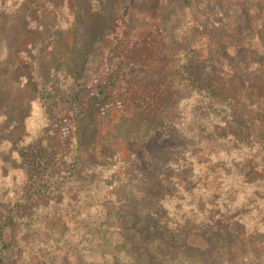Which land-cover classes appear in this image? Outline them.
Returning a JSON list of instances; mask_svg holds the SVG:
<instances>
[{"label":"trees","instance_id":"1","mask_svg":"<svg viewBox=\"0 0 264 264\" xmlns=\"http://www.w3.org/2000/svg\"><path fill=\"white\" fill-rule=\"evenodd\" d=\"M71 1L0 0V16L20 14L33 35L18 51V78L37 90L30 123L44 117L59 91L79 87L87 68L91 50L68 42L77 24ZM113 1L88 0L89 16L103 18ZM177 1L184 13L172 17L175 80L194 96L182 106V123L168 120L165 133L145 141L161 140V147L141 144L130 169L113 176L107 164L79 159L69 162L67 177L52 175L30 135L0 141V200L49 197L33 217L8 216L0 264H34V255L38 264H264V60L233 63L218 54L215 72L226 84L201 88L186 70L185 37L191 24L212 18L224 32L241 26L251 44L264 37V0ZM96 30L90 46L106 33L104 24ZM248 160L260 176L242 171ZM114 188L125 197L97 193ZM251 194L250 206L240 208L239 199L249 204Z\"/></svg>","mask_w":264,"mask_h":264},{"label":"rangeland","instance_id":"2","mask_svg":"<svg viewBox=\"0 0 264 264\" xmlns=\"http://www.w3.org/2000/svg\"><path fill=\"white\" fill-rule=\"evenodd\" d=\"M70 8L77 24L68 42L74 50H91L88 65L80 86L59 91L44 117L34 123L25 118L33 114L31 102L36 99L37 90L33 83L18 78V51L33 35L25 28L20 14L0 16V141L30 135L31 149L43 156L52 175L67 177L69 162L79 159L88 165L105 163L113 176V172L130 169L141 144L147 149L160 148L161 140L153 144L145 141L153 133H165L168 120L182 123V106L189 107L194 99L192 92L175 80L178 75L172 63L178 57L171 42L178 20L172 17L184 10L177 0H114L104 7L107 14L96 21L89 16L88 0H72ZM103 24L105 35L90 46L96 27ZM241 30L238 26L232 32H224L212 18L188 27L186 70L196 85L205 88L211 81L226 84L215 72L214 57L218 54L233 63L264 60V37L248 44L243 41ZM118 101L124 103L122 109L113 106L106 115L99 113L100 105H115ZM63 119H68L70 125L67 138L59 130ZM217 132L218 136L224 135L221 129ZM242 171L253 179L261 175L254 160H248ZM97 193L125 197V192L116 188L99 189ZM253 196L246 200L249 204L239 199V207H249ZM48 200L49 197L40 200L30 196L18 205L15 200H0V244L7 239L2 237V231L13 210L20 216L33 217L38 204ZM112 207L110 224L115 226ZM194 241L205 244L199 239ZM33 258L38 264V258Z\"/></svg>","mask_w":264,"mask_h":264},{"label":"built area","instance_id":"3","mask_svg":"<svg viewBox=\"0 0 264 264\" xmlns=\"http://www.w3.org/2000/svg\"><path fill=\"white\" fill-rule=\"evenodd\" d=\"M113 106L117 109H122L124 106V103L122 101H118L115 103V105H112L111 103L102 104L99 106V113L101 115H106L107 112ZM59 130H60L61 136L64 138H67L70 135L71 130H70L68 119L61 120Z\"/></svg>","mask_w":264,"mask_h":264}]
</instances>
